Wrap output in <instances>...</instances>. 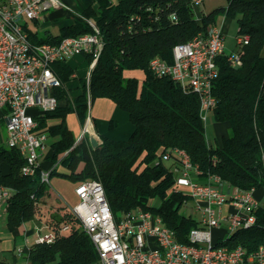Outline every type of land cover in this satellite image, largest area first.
I'll use <instances>...</instances> for the list:
<instances>
[{
    "label": "trees",
    "instance_id": "trees-1",
    "mask_svg": "<svg viewBox=\"0 0 264 264\" xmlns=\"http://www.w3.org/2000/svg\"><path fill=\"white\" fill-rule=\"evenodd\" d=\"M192 0H84L85 10L72 14L73 24L56 36L40 38L28 30L30 40L37 44L60 43L64 38L93 33L88 19H93L103 36V50L90 76L92 101L109 99L128 113L134 132L127 141L103 139L94 149L89 140L75 144L74 133L67 125V115L74 111L84 124L87 117V81L81 80L82 94L70 103L67 90L59 88L56 95L65 100L59 107L37 117L39 129L47 130L53 142L47 161L55 166L50 178L61 176L82 183L100 182L116 219L143 209L160 216L176 234L178 241L188 243V235L198 228L195 218L182 213L188 194L176 189L173 152L187 153L201 172L200 181L218 175L243 190L264 189V0H228L226 7L202 15L198 22L191 7ZM172 15L177 20L172 19ZM236 20L239 36L248 35L243 66L232 67L225 57L219 59L220 74L213 94L217 108L213 117L218 124L229 127L228 135L209 145L201 117V103L194 92H186L167 77H157L149 69L150 61L160 57L173 60V48L191 41L208 26L217 24L218 16ZM35 26H38L36 21ZM90 66L91 56H84ZM63 85L72 79L74 69L67 62L53 66ZM143 74V79L129 75ZM50 121H58L49 125ZM2 126L4 123L2 121ZM170 154L172 162L163 157ZM24 159L16 150L0 142V186L10 188L13 196L6 212V222L14 232L23 224L41 219L43 207L49 206V184L41 180L40 166L34 177L24 176ZM160 201L159 206H154ZM52 209V210H51ZM62 221L48 222L55 232L51 244L34 243L25 250L31 264H93L98 253L82 222L71 210L61 208ZM256 225L236 232L218 246H242L249 252L264 245V206L256 212ZM69 226L61 232L63 226Z\"/></svg>",
    "mask_w": 264,
    "mask_h": 264
},
{
    "label": "built area",
    "instance_id": "built-area-1",
    "mask_svg": "<svg viewBox=\"0 0 264 264\" xmlns=\"http://www.w3.org/2000/svg\"><path fill=\"white\" fill-rule=\"evenodd\" d=\"M203 2H191L198 22H201L199 8ZM65 7L62 0H0V122L3 121L7 132L5 146L18 151L24 159L21 169L24 176L37 175L50 137L47 130L39 129L37 117L55 111L60 105L55 92L63 83L53 69L56 63L69 62L76 56L92 57L87 75L89 111L92 104L90 76L103 50V37L81 35L64 38L57 44H37L30 40L31 24L47 12ZM172 19L177 17L172 15ZM87 22L97 25L93 19ZM249 38L239 36V50L228 53L223 27L210 25L191 41L176 45L172 63L155 57L149 69L157 77L172 79L182 90L196 93L205 122L217 108L213 88L220 74L219 59L225 57L232 67L240 68ZM90 130L88 117L76 144ZM173 155L179 159L173 169L176 189L184 190L189 197L183 203L182 213L195 218L199 225L190 231L188 243L178 241L162 218L150 211L139 208L116 219L103 185L87 180L76 188L79 202L71 211L81 220L95 245L97 264H264V245L251 252L242 246L216 247V240L229 230L256 225V212L261 207L256 190H242L218 175H209L202 182L201 172L186 152L175 150ZM163 160L172 162L173 158L166 154ZM51 171H41L43 182L49 184ZM12 196L10 188L0 186L1 212H7ZM68 229L69 226H63L61 232ZM36 235L38 244H51L52 238H56L49 222L36 229ZM31 246L27 242L17 253L25 255Z\"/></svg>",
    "mask_w": 264,
    "mask_h": 264
},
{
    "label": "crops",
    "instance_id": "crops-1",
    "mask_svg": "<svg viewBox=\"0 0 264 264\" xmlns=\"http://www.w3.org/2000/svg\"><path fill=\"white\" fill-rule=\"evenodd\" d=\"M62 1L66 5L65 8L55 9V10H51L47 12L44 15V17L38 21L37 27L35 26L34 23L30 25L31 29L35 30L38 33V36L40 38H46L48 36L58 35L60 31L57 34H55L51 31V29L48 28V26L57 25L60 28V30L64 27L71 26L73 24L72 14L80 15L85 10L84 0H62ZM92 1H93V7L97 9L99 0H92ZM111 1L114 4H117L119 2V0H111ZM41 22L44 24L41 25ZM217 24H219L218 21H217ZM42 28H45L43 35L40 34V30ZM67 63L74 69V74L72 76V79L69 82H67L65 85H63V87L67 90L70 103L72 104L73 107H76L77 104L75 103V99L82 94L81 80L84 79L87 81L89 66L86 65L84 56H76ZM84 66L86 67V74L83 77L78 74V69ZM138 73L139 72H134L129 75L136 76L140 79H143V75L142 74L138 75ZM66 104L67 102L64 99L60 100L61 106H65ZM87 110L88 111H87L86 120L88 117H90L91 130H90V134H88L84 139L89 140V142H90L91 136H96L100 141H103V139L105 138L110 139V140H115V141H127L134 132V126L130 120L128 113L121 110L119 107H117V105L114 102H112L109 99H101V98L96 99L95 101H92L90 111L88 107H87ZM66 121H67V125L69 129L75 135V138H76L75 144H76L79 137L81 136L83 132L85 122L84 124H82L79 120L77 113L74 111L70 112L67 115ZM1 123L2 121L0 122V126H1ZM57 123L58 121H50L49 125H55ZM216 125H217V136H216L215 142L218 143L222 140L224 136L228 135L229 127L227 125L218 124V123ZM5 140H6L5 137L0 136L1 143L4 144ZM52 142H53V139L49 137V141H48L46 148L48 147L50 148ZM208 144L213 145L209 141H208ZM43 153H42V156H43ZM46 164H47L46 168H50L49 170H53V168L55 167L51 165L47 161V159H46ZM40 165L44 169L42 163H40ZM261 190L264 191V189H261ZM258 192L259 191H256L255 195H256V198L261 203V199L257 195ZM43 216L41 217V219L33 220V221L23 224L22 226L18 227L14 232H12L9 230L7 226L6 213H3L0 211V221L1 220L5 221L6 229L9 230V233L13 238V243L7 245L2 251H0V264H9L8 259H7V254H6V252H8L9 250L12 252L14 256V264H27L28 262H30L27 260L24 254L22 255L15 254L16 249H17L16 239L21 238L23 240V245L21 247H18V249L23 248L27 242L30 245H33L37 238L36 229L42 228L46 223H48V221L46 222L43 221ZM28 223H32V226H29ZM32 237L35 238L34 241H32L31 239ZM0 240L2 239L0 238Z\"/></svg>",
    "mask_w": 264,
    "mask_h": 264
},
{
    "label": "rangeland",
    "instance_id": "rangeland-1",
    "mask_svg": "<svg viewBox=\"0 0 264 264\" xmlns=\"http://www.w3.org/2000/svg\"><path fill=\"white\" fill-rule=\"evenodd\" d=\"M228 5V0H204L203 4L200 6L199 11L201 15H207L211 13L212 11L226 7ZM218 23L223 27V30L226 34L225 39V46H226V52H237L239 50V46L237 44V38L239 37V27L236 20H232L230 18H227L226 16H218L217 19ZM44 23L41 22V25ZM33 28V26H32ZM49 29L55 34H57L60 31V28L56 25H49ZM45 31V28H42L40 30V34L43 35ZM263 55H264V49H263ZM78 74L80 76H85L86 74V67H80L78 69ZM142 74V73H138ZM143 75V74H142ZM205 128H206V137L207 140L215 145L216 136H217V122L215 121L213 115H209L207 120L204 122ZM0 136L5 137L7 136L6 128L5 126H0ZM51 150L50 148H46V150L43 153V156L40 158V163H42L44 170L48 171L50 168H46V159L48 158ZM79 182L73 181L61 176H54L50 178L49 182V188L51 192V196L48 198L49 206H54L56 208V211L54 213H59L61 208H67L68 210L73 209L79 202V199L76 195V188L79 186ZM258 197L261 199V205L264 206V191L259 190ZM191 205L194 204L193 201H191ZM154 206H159L160 201H155ZM44 210V216L43 221L46 222L51 218V213L48 212V207H43ZM52 210V209H51ZM29 226H32V223H28ZM0 251H2L7 245L13 243V238L9 233V230L6 229V223L4 220L0 221ZM222 238V236L220 237ZM32 241L35 240L34 237L31 238ZM11 240V241H10ZM219 239L216 240V242ZM17 242V249L15 254H18V247H21L23 245V240L21 238L16 239ZM7 259L9 264H14V256L12 252L9 250L6 252Z\"/></svg>",
    "mask_w": 264,
    "mask_h": 264
},
{
    "label": "bare ground",
    "instance_id": "bare-ground-1",
    "mask_svg": "<svg viewBox=\"0 0 264 264\" xmlns=\"http://www.w3.org/2000/svg\"><path fill=\"white\" fill-rule=\"evenodd\" d=\"M91 26H92L94 32L93 33H90V34H85V35H96V37H103L100 29L95 24H92L91 23ZM249 43H250V38H249V41H248V45H249ZM242 66H243V59H242V62H241V67ZM253 226H254V224H246L245 225V229L252 228ZM242 229H244V228H233V229H231V230L228 231L227 235H223L222 238H220L219 240L230 239L236 232H238V231H240ZM55 239L56 238H52V243L55 241ZM217 242H216V247H224V246H218L217 245ZM93 264H97V261L95 263H93Z\"/></svg>",
    "mask_w": 264,
    "mask_h": 264
},
{
    "label": "water",
    "instance_id": "water-1",
    "mask_svg": "<svg viewBox=\"0 0 264 264\" xmlns=\"http://www.w3.org/2000/svg\"><path fill=\"white\" fill-rule=\"evenodd\" d=\"M90 142L94 149L99 148L102 145V141H100L96 136H91ZM52 218H56L59 222L62 221V216L59 213H54Z\"/></svg>",
    "mask_w": 264,
    "mask_h": 264
}]
</instances>
